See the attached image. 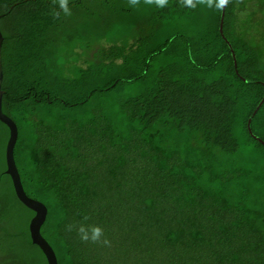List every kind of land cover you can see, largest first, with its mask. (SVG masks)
I'll return each instance as SVG.
<instances>
[{
    "label": "trees",
    "instance_id": "obj_1",
    "mask_svg": "<svg viewBox=\"0 0 264 264\" xmlns=\"http://www.w3.org/2000/svg\"><path fill=\"white\" fill-rule=\"evenodd\" d=\"M215 1L216 18L208 0L67 2L98 26L127 17L133 39L67 78L43 57L64 8L20 0L0 13L20 9L1 32L2 111L18 129L24 191L47 207L41 234L58 264H264V145L247 129L251 119L264 142V102L253 115L264 63L225 33L248 0H226L236 67ZM8 133L0 122V264H46L30 240L33 212L5 174Z\"/></svg>",
    "mask_w": 264,
    "mask_h": 264
},
{
    "label": "rangeland",
    "instance_id": "obj_2",
    "mask_svg": "<svg viewBox=\"0 0 264 264\" xmlns=\"http://www.w3.org/2000/svg\"><path fill=\"white\" fill-rule=\"evenodd\" d=\"M17 1L20 0L2 2L0 13L12 8V5ZM52 1L56 6L61 5V0ZM70 1L66 0V3ZM208 1H211V5L215 9L213 15L216 18L217 3L215 0ZM19 10L16 8L12 15L0 20V31L2 33H6L4 28L7 24L17 21L16 17ZM70 13L74 14L69 15ZM59 14L60 20L55 23V26L58 25L57 28L52 29L51 34H48L50 46L46 48L43 57H46V66L51 74L60 76V78L73 77L77 71L76 68L83 67L85 60H93L94 57H105V54L109 53L108 51L116 42L126 40L131 44L133 41L128 30L124 31L125 26H128L127 17L125 16L119 18V15L105 17L98 26L95 20H88L84 10L77 12L74 9H67V11L64 10ZM236 15V22L229 20L225 26L226 36L231 42H234V36L240 34L252 45L257 46L264 63V0H248L243 8L237 10ZM17 24H19V21H17ZM215 26L214 23L212 27ZM186 29L189 34L192 33L191 28ZM112 33L115 35H112ZM48 36L45 35V39ZM10 52V43L7 40L6 45L3 46V57H5L4 53Z\"/></svg>",
    "mask_w": 264,
    "mask_h": 264
},
{
    "label": "water",
    "instance_id": "obj_3",
    "mask_svg": "<svg viewBox=\"0 0 264 264\" xmlns=\"http://www.w3.org/2000/svg\"><path fill=\"white\" fill-rule=\"evenodd\" d=\"M221 2H222V7H221V17L219 23V32L231 49V45L223 35V25H224L225 9L227 2L226 0H221ZM3 41L4 38L2 33L0 32V122L7 127L9 132L8 139L5 145V151H4V161L6 167L5 174L8 175L11 180L16 198L26 208H28L33 212V216L30 219L28 225L29 236L32 244L36 245L41 250L42 254L45 257L46 264H58L55 252L53 251L52 247L49 245L47 240L41 234V228L44 225L47 218V213H48L47 207L42 202L26 195L14 160V148L18 138V129L15 122L9 116L4 114L2 111V96L4 94V91L1 89L2 81H3L1 50H2ZM231 54L234 61V66L236 67L237 65L236 57L232 49H231ZM263 102H264V95L262 100L256 107V110L254 111L253 115L261 107ZM250 124H251V119H248L247 129L249 134L253 138L257 139L261 144L264 145V142L260 138L253 135Z\"/></svg>",
    "mask_w": 264,
    "mask_h": 264
},
{
    "label": "clouds",
    "instance_id": "obj_4",
    "mask_svg": "<svg viewBox=\"0 0 264 264\" xmlns=\"http://www.w3.org/2000/svg\"><path fill=\"white\" fill-rule=\"evenodd\" d=\"M189 2H191V0H189ZM62 8L65 9V11H67V7H66V0H61V5Z\"/></svg>",
    "mask_w": 264,
    "mask_h": 264
},
{
    "label": "flooded vegetation",
    "instance_id": "obj_5",
    "mask_svg": "<svg viewBox=\"0 0 264 264\" xmlns=\"http://www.w3.org/2000/svg\"><path fill=\"white\" fill-rule=\"evenodd\" d=\"M1 32V31H0Z\"/></svg>",
    "mask_w": 264,
    "mask_h": 264
}]
</instances>
